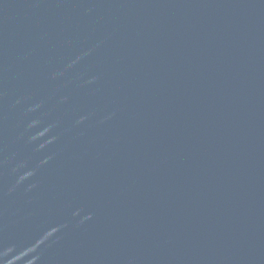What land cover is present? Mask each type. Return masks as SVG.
I'll return each mask as SVG.
<instances>
[{"label": "water", "instance_id": "95a60500", "mask_svg": "<svg viewBox=\"0 0 264 264\" xmlns=\"http://www.w3.org/2000/svg\"><path fill=\"white\" fill-rule=\"evenodd\" d=\"M0 264H264V0H0Z\"/></svg>", "mask_w": 264, "mask_h": 264}]
</instances>
